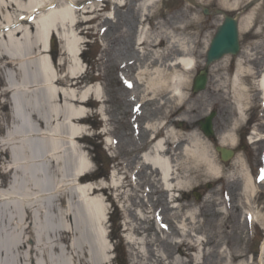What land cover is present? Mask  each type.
<instances>
[{
    "label": "bare ground",
    "instance_id": "1",
    "mask_svg": "<svg viewBox=\"0 0 264 264\" xmlns=\"http://www.w3.org/2000/svg\"><path fill=\"white\" fill-rule=\"evenodd\" d=\"M103 1L0 0V73L4 79L0 97L5 96L10 105L8 121H11L0 137V153L9 154L0 161V178L5 173L7 179L0 189V264H117L109 255L111 245L104 226L108 190L114 193H111L113 196L123 199L125 225L131 245L130 264H187L176 256L177 253L186 254L183 247L194 250L203 246L205 251L212 242L218 247L225 244L226 250L225 254L218 248L206 252L208 257H212V260H207L209 263L249 264L245 250L247 242L244 241L236 252L227 247L232 243L235 231H227L231 226L227 223L226 214L222 218L221 213L211 212L216 222L210 223L213 232L206 233L207 240L204 242L196 233L203 231L201 226L210 216L205 204L185 206L178 203L180 199L176 197L179 190L201 184L208 176L215 179L223 172L216 156L202 142L205 137L201 132L197 135L195 132L190 134L176 130V121L184 120L185 113L193 109L189 105L186 87L196 70V54L191 45L194 38L199 43V35H191L189 30L196 29L200 22L202 24L201 14L195 11L194 6L184 9L188 16L180 18L175 15L169 19L171 22H166L156 10L160 0H114L110 13L114 18V10L127 2L132 3L136 11L128 19L130 38L138 47V52L146 44L149 47L146 50L153 57L140 63L139 74L133 81L142 87L144 102L152 101L158 105L151 110L156 116L143 121L142 127L148 139L144 151L133 154L126 161L119 160V168L109 175L108 182L90 183L91 178L87 176L89 162L83 154L86 146L82 145L86 138L82 125L88 119L83 106L95 101L92 99L93 87L82 86L81 82L78 36L82 31H78V26L88 22L83 15L89 13L99 18L101 23L107 21V17H100L104 11L101 7ZM238 1L233 0L232 6L238 5ZM197 2L202 3L199 4L201 7L212 0ZM49 6L55 9H49L48 15H38ZM74 6L79 9L78 13L73 10ZM252 14L243 17L240 23L242 31L250 26ZM28 19L30 21L25 22ZM144 22L149 24L148 28ZM55 33L60 36L63 50L59 68L53 59V39L50 49L46 43L47 37H53ZM209 41L208 38L204 40V49ZM46 55H50L51 60ZM260 65V70L253 66L248 69L239 61L228 79L235 94L238 113L243 112L242 100L246 88L242 75L246 72L256 75L260 101L264 102V61ZM65 66L66 69L62 70ZM95 97L102 102L106 117L108 99L99 92ZM172 100L175 102L172 103ZM176 104L180 107L174 110ZM164 105L166 110L161 114L159 110ZM104 122L109 125L108 118ZM103 130L106 144H111V129L106 126ZM219 142L221 148L230 147L235 142V136L231 132L225 136L221 134ZM62 166L69 170V179L66 178L68 174H63ZM238 169V180H242L245 200L249 201V197L256 193V185L242 160ZM141 173L145 174L143 178ZM146 181L155 188L158 185L161 187L162 215L170 220L167 226L170 235L167 238L174 236L171 240L165 238L159 241L160 253L153 249L155 242L144 235L147 230L144 224L149 221L147 218L154 221L159 216L151 201L143 202L149 192ZM69 186L75 189L74 194ZM67 191H70V196ZM139 192L142 199L136 200ZM49 194L52 196L47 197ZM42 198H45L43 202ZM205 199L206 203L213 205V200ZM171 202L175 204L169 206ZM219 204L222 206L221 202ZM254 216L259 219L258 215ZM158 220L162 221L160 216ZM244 222L248 224L246 220ZM237 228L239 232L233 235L239 245L242 226L239 224ZM260 251L262 258L264 243ZM189 258L191 262L193 259Z\"/></svg>",
    "mask_w": 264,
    "mask_h": 264
},
{
    "label": "rangeland",
    "instance_id": "2",
    "mask_svg": "<svg viewBox=\"0 0 264 264\" xmlns=\"http://www.w3.org/2000/svg\"><path fill=\"white\" fill-rule=\"evenodd\" d=\"M204 1L208 2L209 0ZM232 1L233 0H227V2H222L221 0H212V2H210L211 4H209L207 7H209L211 12H213L214 9H221L220 7L233 4ZM189 4L190 3L187 0H161L156 6V10L159 14H162V16H164L166 22H171L169 21V19L175 15L181 16L180 18L188 16V14L185 13L184 9L191 8L192 6H190ZM237 6L238 8L234 11V13L242 16V18L251 12L253 13L251 18L249 19L251 21L250 26L246 29L245 32H243V51L237 57H224L221 60L213 63L209 70V77L206 88L204 91L198 93H192V79L196 74V71L202 67L201 62L204 58V40L210 38L211 34L214 31L216 22H218L219 20V17L216 14H211L208 17L204 16L202 15L201 8L196 6V8L194 7L195 11L201 14L202 24L200 22L197 26H195L196 29L191 28L189 30V33L191 35L193 33H197L196 37L199 35V43H196V39L194 38V44L191 45V48L194 46L196 59L199 65L197 69L191 74L189 85L186 87L188 101L190 103L189 105L193 109L190 110L191 112L188 111L185 113L186 117L184 120L176 121V130L184 131L190 134H193L192 132H195L198 135V132H201L197 124L198 121L202 119L204 115H206L208 108L216 109L217 116L214 119L215 132L217 136H220L221 134L225 136L227 132L233 133V135L235 136V142L232 146L229 145L230 147L228 148L235 149L236 153L229 161H222L219 158V154L217 153V151H215V149L213 148L211 140L205 137L202 142L205 145L209 146L210 153L216 156L223 172L215 179L212 178V176H208L207 179L204 178L201 181V184H195L188 189L179 190L178 192H176L178 194L176 197L180 199L178 203H181V205L185 206H199L205 204V207L210 214L206 223L201 226L202 230L205 233L201 230L200 231L202 234L196 233V235L204 242H206L207 240L206 233L208 232V234H210L213 232L211 224H214L216 222V218L211 214V212L215 211L216 214L221 213L222 218L224 216L223 214H226L227 223L231 226V229L227 228V231H232V233L233 231H235L233 234H237L239 232L237 226L240 224L242 226V232L239 245L237 243L236 236L232 234V243H229L227 247L230 251L236 252V250H238V247L244 241L248 242V244L245 246L248 263L257 264L260 254L259 248L261 243L264 242V223L261 222L264 219V194L259 191L261 171L259 169L260 162L256 159L258 156V151L256 149H260L259 154L261 156V151L264 149V147H256L255 149L251 148V145H247L244 138V131H247L245 125L247 124V119L250 116L251 119L249 120L254 119L258 124H260L259 114L262 109L259 104V93L258 88H256V75L254 76V73L246 72L242 75L246 92L242 100L243 112L241 113L237 112V106L235 104V94H233L232 92V86L230 83H228V79L235 71V66L240 60L244 62L245 67H247L248 64H253V67L258 68V70L261 69L260 64L262 63L259 62L263 57L262 55L264 54V0H239ZM49 9L55 8L50 6L45 10L40 11L38 15H48ZM132 11L136 13V11L132 8L127 9L124 13H122V15L120 14L119 18H122L121 22L123 24L120 26L118 25V23H114L115 19L113 22L104 20L102 23L99 19H92L87 23L82 22V24H79L78 26V31H82V33L78 36V48L80 50L78 53V59L82 66V74L80 75L82 78V86L86 85L87 88L93 87L91 88V91H93V95L96 96V93L99 92L108 99V102L106 103V117H104L103 114L104 110H102V107L104 106L102 102L97 101L96 97L93 95L92 99L95 101V103L83 106V109L88 116L87 121L82 125L84 133L86 135V138L82 141V145L86 146L83 154L85 156V159L89 162L90 170H88L87 176L91 178L90 183L92 184L101 182L103 180L108 182L110 177L109 175L114 170L119 168V159L126 161L128 158H132L133 153H128V151H133L134 147H136V142L141 141L139 139L140 137H135V133L133 134L132 128V117L134 113L131 110V106L134 105L136 100L132 99L131 97L134 95L129 94V91L124 88V85L122 86L118 81L117 85V83L113 79L114 76L117 77L118 80L121 78L120 74L123 69L121 68V63L118 64L119 62H122L125 59H131V57L136 56L139 59L141 58V63L147 62L150 58L153 57L151 52L146 50L149 48L146 44L143 46V50L142 52H140L139 56L138 52H136L137 49H135L132 40H130L127 34H125L123 31H120L122 29L120 27L122 26L129 28L128 19L132 15ZM11 12L15 13V11ZM17 13L18 12H16L15 14ZM83 17V19L85 20L89 19L91 18V14L89 13L83 15ZM144 24H146V26L148 25V23L146 22H144ZM103 29L105 30L103 31ZM104 33L111 39L107 48L103 50V41L101 38ZM51 38L53 39V43L55 45V56L53 59L57 64V67L59 68L58 65L62 61L60 59V54L63 51L61 48L62 44L60 42V36H58L57 33H55L53 37L48 36L46 39V43L48 46L52 42ZM125 39H128V41H125ZM123 43L125 44V46ZM254 51H256V54H259L260 57L258 61L255 60L253 63H250L252 61L250 60L249 55ZM46 57L48 60H51L50 55H46ZM140 63L137 65L136 75L139 74ZM66 66L63 67L62 70L66 69ZM132 71H134V69ZM2 81L3 78L2 74L0 73L1 87ZM119 81H121V79ZM141 88L142 87L139 86V91H141ZM173 102L175 101L172 100V103ZM166 104L168 105L170 103ZM156 105L158 104L152 101H149L147 104H145L144 110L146 115L144 113L143 118L147 119L152 116L155 117V112L153 111L152 113L151 110ZM165 105L162 109L159 110V113L166 110ZM178 107H180V104H176L174 110H177ZM181 111H184V109H181ZM0 113L2 114L3 122L4 120H9L8 115L10 113V105L6 101L5 96L0 97ZM176 117L177 114L174 115V118ZM188 117L190 118V121L188 120ZM106 118L109 119V125H107L103 120ZM106 126H109V128L112 130V133H114V137L116 138V147L114 148V150L112 148L109 149L108 146L104 144V135L102 134V131H104L103 129L106 128ZM2 127L4 126H0V129ZM143 135L146 137V132L145 134L143 133ZM260 145L261 143L257 144L256 146ZM108 153L114 156H110ZM2 158L3 157L1 152L0 161H2ZM98 158H101L104 161L101 169L97 162ZM240 160L244 162L247 168V172L252 175V178H254L256 182V193L253 196L249 197V201L245 200V191L242 180H238V168ZM129 167H132V165H129ZM62 170L64 175L68 174L66 178L69 179L71 177L69 174V170L65 169L64 166H62ZM61 177L62 175L60 176V178ZM141 177H143V174L141 175ZM217 178L219 179L215 182ZM237 183L239 184L235 186ZM49 185L47 184L48 187ZM145 185H147L150 190L152 189V185L147 181L145 182ZM69 187L71 188L72 186ZM74 191L75 189H73V194ZM68 192L70 191H67L66 193ZM162 192L163 191H161V187L158 185V188H153L149 194L151 196L152 207H154L158 211L160 210L161 215L163 210L159 195ZM107 193L109 194V199L105 200V204L107 207V216L104 226L107 230L109 236L108 240L111 245V251L109 255L115 259L117 264H130L131 254L128 251L130 247L127 246L126 248V245H124V240H122L123 238L121 236L124 232H128L127 230L125 231V229L124 231L122 230V228L124 227L122 221L124 222V219L126 218V213L122 208L123 199L117 198L115 195L113 196L114 193L111 190H108ZM68 194L70 196V193ZM174 195H176L175 192ZM196 195H199V197L197 198ZM208 195H211L212 198H209ZM50 196L52 195L49 194L47 197ZM45 198H42L41 202H43ZM205 198L211 201L213 200V205L206 203ZM219 202L222 203V206L221 204H219ZM174 204L175 203L172 202L169 203L170 206H173ZM251 213L253 215H258L259 219L256 220L255 216H250L252 217L254 222L249 226V224H246L244 220L246 218V214L249 215ZM218 217L220 216L218 215ZM147 220L149 221L147 224H144V226L147 225V230L144 232V235L148 236L149 241L152 240V242H155V244L153 245V249L155 252H158L160 248L159 241L164 240L170 234H168L169 232L167 231V229H164L163 226L157 227L155 223H152L151 219L147 218ZM163 222V224L167 223L169 225L170 220H167V218L164 217ZM173 238L174 236L167 239L171 240ZM210 239L211 241H213L214 237ZM210 245V248L209 245H207L205 251L203 250V246H200V249L196 248L194 250H186L183 247L186 254L180 255L179 253H177L176 256H180L182 261L187 264H213L214 261H211V263L208 262L209 260H212V257H208V254L206 252H210L218 248L219 252L224 253L226 248L225 244H222L218 247V245L214 246L215 244L212 242V244ZM204 252V255L206 256H203ZM189 256L193 259L191 260V262H189ZM18 264H20V262H18Z\"/></svg>",
    "mask_w": 264,
    "mask_h": 264
},
{
    "label": "water",
    "instance_id": "3",
    "mask_svg": "<svg viewBox=\"0 0 264 264\" xmlns=\"http://www.w3.org/2000/svg\"><path fill=\"white\" fill-rule=\"evenodd\" d=\"M231 49L232 52L237 50V35L235 30V22L230 19H226L224 25L220 27L215 37L212 40L210 50L208 52L207 62L212 61L214 58L218 57L222 52ZM205 76L203 74L198 75L194 80L193 89L199 90L204 87ZM211 115L201 123V129L206 134H209L211 131ZM221 153V158L226 160L229 156L232 155L231 151H227L221 148H217Z\"/></svg>",
    "mask_w": 264,
    "mask_h": 264
}]
</instances>
